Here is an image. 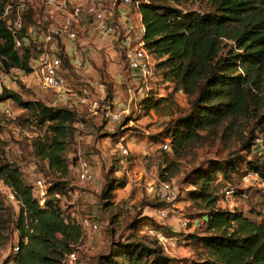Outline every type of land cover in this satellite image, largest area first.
Listing matches in <instances>:
<instances>
[{
	"label": "trees",
	"instance_id": "obj_1",
	"mask_svg": "<svg viewBox=\"0 0 264 264\" xmlns=\"http://www.w3.org/2000/svg\"><path fill=\"white\" fill-rule=\"evenodd\" d=\"M138 1L145 28V47L155 57V72L162 81L182 91L190 104L188 115L171 118L153 139H168L169 150L176 154L192 141H199L204 136L199 132L224 133L240 117H251L252 128L240 137L239 146L228 155L239 156L240 149L250 152L259 137L257 132L264 131V18L260 12L264 9V0ZM8 2L1 0L0 8ZM187 2H206L211 9H184L182 4ZM24 13L25 34L37 19L31 7ZM60 47L59 56L68 66L63 44ZM39 53L32 40L17 48L14 35L0 14V71L9 73L20 68L30 72L29 61ZM9 99L33 114L38 126L45 128L44 135L36 138L32 147L42 167L47 165L42 171L52 180L41 204L34 185L25 180L18 163L12 160L0 163V180L20 204L19 214L12 220L0 191V251L9 241L14 225L19 232V251L14 253V264H62L67 255L76 251L84 232L79 222L65 216L60 196L69 188L66 181L71 175L70 153L76 123L86 119L68 107L25 100L19 92L2 86L0 77V103ZM157 103L149 97L143 107L149 111ZM244 159L248 166L246 172H258L264 179V157L257 152ZM171 165L169 161L161 170V181L170 182L174 177ZM229 169L225 162L208 160L198 166L194 175L190 197L205 209V228L202 235L190 237L198 240L207 256L190 264H264V218L252 220L241 211L217 206L218 191L221 193L218 185L232 179ZM115 170L108 172L100 194L103 210L112 206L115 191L128 184L126 178L115 176ZM111 222H116L114 214ZM99 264L178 262L167 256L156 241L149 244L142 239L116 240L111 236L109 251L100 256Z\"/></svg>",
	"mask_w": 264,
	"mask_h": 264
},
{
	"label": "rangeland",
	"instance_id": "obj_2",
	"mask_svg": "<svg viewBox=\"0 0 264 264\" xmlns=\"http://www.w3.org/2000/svg\"><path fill=\"white\" fill-rule=\"evenodd\" d=\"M45 2L25 0L26 6L36 13L37 22L30 40L37 47L43 44V32H47L50 26H59L65 15L58 9L46 6ZM83 3L103 7L110 20L118 23L120 33L103 37L97 23L86 19L78 28L77 40L63 36L56 43L48 44L52 48H60V44H63L69 54V88L72 93L44 89L32 76L0 71L2 86L19 92L25 100L68 107L86 119L76 123L77 132L70 153L71 175L66 181L69 188L59 195L60 205L66 217L70 216L80 224L90 218L98 224L99 229L96 233L89 230L83 232L76 249L77 259L72 264H99L100 256L109 251L111 236L116 240L142 239L149 244L156 241L164 253L176 259L178 264L204 259L207 252L200 247L198 240L190 237L191 234L202 235L205 228V209L198 201L191 200L189 191L201 163L217 160L229 164L232 179L229 183L219 184L218 190L222 192L225 186L230 185L238 191L229 199L218 191V207L241 211L256 221L264 218V179L259 185H246L242 181L248 168L244 158L252 157L257 149L253 147L250 152L240 149L239 156L228 155L239 146L240 137L252 128L254 120L240 117L234 127L224 133L199 132L204 135L199 141H192L176 154L161 148L165 138L155 141L153 136L160 134L171 118L190 113L188 97L182 91L175 90L172 83L162 81L157 72L145 80L141 74L129 68L122 44V25L129 21L139 25L137 15H130L135 13V6L123 4L122 0H84ZM182 6L197 11L211 9L206 2H187ZM70 9L68 5L67 10ZM129 9H133V12H128L127 19L123 20L121 11ZM260 12L264 18V9H260ZM74 50H78L80 60L85 62L81 68L75 66ZM81 89L87 90L91 99L99 101V109L91 111L89 105L79 103L78 92ZM149 97H153L154 103L161 101L147 111L143 105ZM6 108L12 110L13 117L4 113ZM109 110L118 114L119 120H110L107 115ZM81 123L83 127H80ZM44 133L45 128L38 126L33 114L27 113L10 99L0 103V163L5 160L17 162L25 180L34 185V193L40 201L43 189L37 186V181L42 180L46 186V198L52 178L42 171L46 170L47 165L42 167L33 151L32 142ZM257 133L264 137V131ZM121 146L128 149V154L121 151ZM84 157L89 159L94 172V179L86 183H82L78 176V160ZM169 161L172 162L170 171L174 173L170 183L176 196L168 202L160 190L162 181L159 174ZM112 168L116 169L115 176L126 178L128 184L115 191L112 206L109 210H103L100 194ZM216 174L220 175L219 172ZM0 191L5 197L11 219L15 220L20 210L19 202L1 180ZM159 207L169 210L165 220L157 217L156 209ZM111 214L116 216L115 223L111 222ZM180 219L187 221L186 228L179 226ZM155 232L163 234L165 238L160 242ZM17 245L19 232L13 225L9 241L0 251V264H14Z\"/></svg>",
	"mask_w": 264,
	"mask_h": 264
},
{
	"label": "built area",
	"instance_id": "obj_3",
	"mask_svg": "<svg viewBox=\"0 0 264 264\" xmlns=\"http://www.w3.org/2000/svg\"><path fill=\"white\" fill-rule=\"evenodd\" d=\"M84 0H46V6L55 8L63 12L64 18L59 26H50L47 32H43L42 42L38 46L40 53L38 56L32 57L29 61L30 72H26L20 68H14L11 72L22 74L26 77L32 76L34 80L39 83L44 89L54 90L58 93H72V89L69 88V67L71 61L69 59L68 66H65L64 61L59 56L61 52L60 48L49 47L48 44L56 43V40L60 37H66L69 40H77L79 36L78 28L82 25L83 21L86 19L94 20L97 23V29L101 36L109 37L120 33L119 25L117 22H113L106 15V11L103 7L97 6L95 4H84ZM123 4L133 5L139 8V1L133 0H122ZM68 5L71 9L68 11ZM27 9L25 0H10L7 4L0 8L1 18L7 22V27L14 35L15 44L17 48H21L23 44H30V38L32 37V32L34 26H30L27 32L24 34V15ZM46 18V17H45ZM47 19V18H46ZM123 27L122 44L125 49V56L128 66L131 70L138 72L147 80L149 77L155 74V57L149 52L145 47V28L142 23V18H139V25H136L132 21L126 22ZM23 35V37H21ZM27 35L29 37H27ZM58 43V42H57ZM65 50V48L63 47ZM66 52V51H65ZM67 53V52H66ZM75 58L76 68H81L84 66V60H80L78 50L72 52ZM69 58V54H67ZM79 103L82 105H89L91 111H96L100 108L99 101L93 100L87 90H79ZM4 113L13 117V112L11 109L6 108ZM110 120L117 121L120 116L109 110L107 112ZM83 127V123L80 124ZM161 148L164 150L170 149L169 140L166 139L162 143ZM255 148L260 156L264 157V137L259 136L257 138ZM121 151L124 154H128V149L125 146H121ZM78 172L79 180L82 183L90 182L94 179V172L92 170L91 163L87 158H80L78 160ZM242 181L246 185H255L262 182V177L258 172L248 171L242 176ZM37 186L43 189L41 204L45 202L44 189L46 186L43 184L42 180L37 181ZM160 190L162 196L166 201H171L175 198V190L169 181H162L160 183ZM221 194L225 199L233 198L235 196V190L232 186H227ZM12 196H14L12 194ZM157 217L161 220H165L168 216L169 210L167 207H159L156 209ZM84 231L89 230L96 233L99 229L97 223L92 221L90 218L84 220L81 223ZM187 221L184 219L179 220V226L181 228H186ZM157 239L161 242L164 237L163 234L155 232ZM16 252L19 251V245L15 247ZM76 257V251L70 253L63 260L62 264H72Z\"/></svg>",
	"mask_w": 264,
	"mask_h": 264
},
{
	"label": "crops",
	"instance_id": "obj_4",
	"mask_svg": "<svg viewBox=\"0 0 264 264\" xmlns=\"http://www.w3.org/2000/svg\"><path fill=\"white\" fill-rule=\"evenodd\" d=\"M128 9V8H127ZM130 11H132L133 12V9L131 10V9H129V11H121V14H120V16H122V19L124 20H126L127 19V16H126V14L129 12L130 13ZM134 14L132 13V14H130L131 15V17L132 16H134L135 14L137 15V17L138 18H140L141 19V13H140V10H139V8H134ZM130 16L128 17V19H130L131 18Z\"/></svg>",
	"mask_w": 264,
	"mask_h": 264
}]
</instances>
